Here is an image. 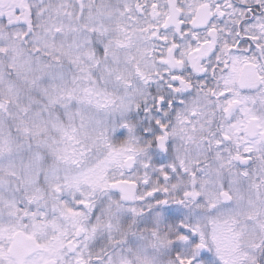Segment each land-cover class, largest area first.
I'll list each match as a JSON object with an SVG mask.
<instances>
[{
    "label": "snow or ice",
    "instance_id": "snow-or-ice-1",
    "mask_svg": "<svg viewBox=\"0 0 264 264\" xmlns=\"http://www.w3.org/2000/svg\"><path fill=\"white\" fill-rule=\"evenodd\" d=\"M202 6L209 9L206 30L211 33L223 28V46L229 56L234 57L245 45L248 50L255 47L259 57H248L246 50L243 58L257 61L254 66L264 74V65L259 63L264 58V48L259 43L253 45L256 37L248 34L250 27L264 28V0L252 4L216 0ZM161 7L158 0H122L116 10L131 25L142 16L158 19ZM163 7L167 10L168 5ZM93 9L97 16L112 12L107 4L88 3L85 7V0H9L5 14L4 0H0V264H157L158 258L166 259L167 264H264V223L260 222L264 217V204L260 203L264 194L257 187L258 181L251 185L257 190L256 198L249 196L246 205L235 208L228 205L221 210L209 204L211 211L207 216L191 209L185 211L180 200L170 207L156 189L146 193L156 201V207H151L149 201L147 215L139 205L128 206L124 212L123 204L113 206L108 199V190L118 189L128 181L101 184L103 178L98 171L104 161L99 151L93 156V149L99 150L108 140L107 125L96 119L93 109L98 113L115 104L112 92L106 86L101 87L100 82L105 76L113 77L116 71L107 62L108 45L104 41L107 29L102 24L88 27L80 23L86 15L92 17ZM237 12L244 16L243 20L236 18ZM248 15L258 23L253 25ZM170 19L166 15L162 23L153 20L148 28L162 65L168 63L165 53L181 64L177 57L185 41L191 39L185 17L179 16L180 26L174 33L168 25ZM228 20L236 23L229 27ZM77 25L90 33L79 42V47L92 66L90 70L80 67V74L72 75L69 81L72 69L65 61L68 65H79L80 55L62 54L63 44L57 43V36L77 31ZM122 30L128 32L131 27ZM117 45L125 46L119 41ZM75 46V41L68 45ZM219 51L215 49L209 58H215L213 63L202 65L199 80L208 77L207 82L211 83L218 71L228 68L229 60L218 55ZM100 52L105 54L104 61L99 59ZM185 71L191 70L165 73L159 81H145L140 90L145 95L144 103L137 105L134 114L121 112V119L111 129L113 138L138 133L150 142L154 163L157 154L170 159L171 147L165 144L166 119L170 115L166 114L178 98L180 85L185 83ZM136 76L144 79L139 71ZM114 79L117 86L129 87L122 76L115 75ZM220 95L227 101L226 112L239 103L228 100L223 92ZM255 119L252 117L249 123ZM247 131L237 129L240 143L232 157L238 161L236 167L243 177L249 176L247 170L251 168L254 150H261L254 149L253 145L260 141L248 137ZM259 137L264 138V131L259 132ZM229 139L227 135L223 137L224 141ZM157 146L159 153L155 151ZM180 172L183 168L169 163L160 164L156 174L159 183L166 184ZM150 179L146 177L144 183L149 184ZM83 185L91 189V198H83ZM220 195L225 202L232 200L229 191H221ZM219 211L232 217L230 245L205 225V220L211 224L212 213ZM77 215L85 223L70 234L62 221ZM121 216L123 223L136 217L137 227L152 229L150 236L133 239L126 234L123 238L109 235L107 248L101 247L99 241L91 245L85 242L94 237L106 218L109 232L118 231V224L113 221H121ZM245 237H252L251 242L241 243Z\"/></svg>",
    "mask_w": 264,
    "mask_h": 264
},
{
    "label": "clouds",
    "instance_id": "clouds-1",
    "mask_svg": "<svg viewBox=\"0 0 264 264\" xmlns=\"http://www.w3.org/2000/svg\"><path fill=\"white\" fill-rule=\"evenodd\" d=\"M122 0H85V7L88 3L107 4L112 8L111 15L97 16L95 9L92 11V17L87 15L80 21L81 24L91 27L93 24L103 25L107 29L104 41L108 45L107 62L110 67L116 71L115 75L122 76L128 81L129 87L117 86V81L113 77L105 76L100 82L101 87H108L115 97V104L105 111L93 113L96 119L101 120L107 125L108 140L106 145L99 150L93 149V156L99 151L100 158L103 159L98 175L104 182L116 180H127L128 183L121 184L118 189L108 190L106 193L108 199L116 203L124 205V212H127L128 206L135 207L139 205L144 210V215L150 211L151 207H156V201L146 196V193L152 189L165 199L171 207L174 201L180 200V205L185 211L195 210L201 212L205 216L211 211L209 204H215L218 209H225L228 205L235 208L238 205H246L249 196L256 198V188L251 185L259 182L257 187L260 193L264 194V138L259 137V132L264 131V74L260 69L255 67L257 61H246L243 58L244 52L248 57L260 56V52L252 47L249 49L245 45L243 49H239L233 56H229L224 48V38L221 35L223 28L216 32H208L206 30L210 19L209 9L203 7L205 4H214L216 0H158L162 5L160 17L142 16L137 18L131 25L116 9ZM234 4H252L255 0H231ZM168 5L167 10L163 7ZM9 0H4V12L7 13ZM170 16L168 21L169 27L173 33L179 28V16L185 17V23L189 24L188 35L190 40L185 41L178 59L181 64H176L175 59L171 56L165 58L167 64L159 63L156 52V41L152 39L148 28L151 21L162 23L164 16ZM236 18L243 20L244 16L239 12ZM47 19V14L45 16ZM190 18V19H189ZM247 19L253 21V25L258 22L252 15H248ZM227 20V18H226ZM229 27L236 23V20H228ZM65 23L67 21L65 20ZM124 27H131V31L125 32ZM78 30L69 31L67 36L63 33L57 36V43L63 44L61 49L63 53H69L75 56L80 55L81 63L79 65H68L72 71L68 74L69 81L74 74H80L79 68L85 67L91 69V62L83 55V49L79 47V42L90 33L77 25ZM199 30V31H196ZM249 35H254L256 39L253 45L259 43L264 48V28L250 27ZM171 42V34L168 36ZM195 41L193 43L192 41ZM76 42L75 47L69 48L68 45ZM117 41L124 44L119 47ZM103 48V45H101ZM219 48L218 55L229 60L226 70L221 69L215 77L211 78L208 83V77L204 81L198 79L202 75L200 71L202 65L214 62L212 53ZM104 52L99 53V59L104 61ZM118 61V62H116ZM260 65H264V58L259 61ZM184 69V84L180 85L178 98L175 99L172 108L168 109L166 115L170 118L166 119L167 139L166 145L171 147V158L165 155L157 154L155 156L156 163L150 155V142L144 141L138 133H125L123 137L113 138L112 127L114 122L121 119V112L124 114L135 113L136 107L144 103L145 95L141 94V89L145 87V81H159L160 77L165 73L180 72ZM139 71L143 74V80L136 76ZM211 76V74H209ZM169 79L171 76L169 75ZM83 84V81H81ZM223 92L227 95L228 100H238L239 103L233 105L227 112L224 110L227 101L220 95ZM150 99V97H148ZM102 99V98H98ZM252 117L255 121L249 123ZM260 125V127H257ZM119 128V125H117ZM248 129L246 135L255 137L259 144L253 147L260 148L259 152L252 154L250 161L251 168L248 177L241 176L240 169L236 167L238 161L232 159L238 149L237 129L244 131ZM229 136V141H224L223 137ZM227 144V147H225ZM160 152L159 146L155 150ZM172 164L177 168H183V172L176 175V179L166 184L159 183V176L156 174L160 164ZM192 173H195L193 175ZM151 178L149 184H145V178ZM237 181H242L238 183ZM221 191H229L232 200L225 202L220 195ZM84 199L92 196L91 189L88 185L81 188ZM114 193V195H111ZM185 193L189 195L185 196ZM156 193H153L155 195ZM122 197L125 199L122 200ZM243 199H240V198ZM199 202V203H197ZM260 203L264 204V196ZM175 212V209L173 210ZM173 213H169L171 215ZM213 222L205 225L209 231H214L218 239L225 244H231V233L229 229L232 225V217L226 211L213 212ZM255 220V217H254ZM136 217H131L127 223L121 221H113L114 225L118 224V231H111L105 226L107 218L97 229L94 237L85 240L89 245L99 241L101 247H108L107 238L109 235L117 238H123L125 234L129 238L137 239L140 236H150L152 229L145 227H137ZM264 223V217L260 220ZM66 230L71 234L81 224L85 223L79 215L68 217L62 221ZM135 233V236L132 234ZM85 237L87 233L83 234ZM252 237H245L241 243L248 244ZM111 248L108 252L111 253ZM113 256L115 254L113 253ZM157 264H167V260L163 258L157 259Z\"/></svg>",
    "mask_w": 264,
    "mask_h": 264
}]
</instances>
